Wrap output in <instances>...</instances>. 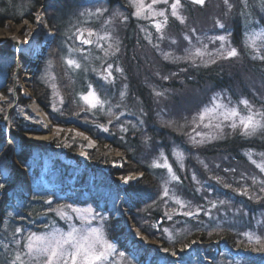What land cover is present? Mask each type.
Returning <instances> with one entry per match:
<instances>
[{
    "label": "trees",
    "instance_id": "1",
    "mask_svg": "<svg viewBox=\"0 0 264 264\" xmlns=\"http://www.w3.org/2000/svg\"><path fill=\"white\" fill-rule=\"evenodd\" d=\"M132 1L10 0L8 10H3L6 4L0 1V26L9 20L32 22L34 14L43 7L46 23L54 34L46 53L64 100L60 110L52 113L49 89L40 80L45 64L42 56L28 62L33 74V99L48 111L53 123L74 124L96 139L97 148L89 151V158L108 168L105 172L94 167L90 184L86 182L87 188L77 187L84 184V179L89 177L87 173L74 176L71 185L80 192L85 190L86 196L49 193L34 183L27 195L16 192V197L7 201L5 226L0 234V264H8L17 253L15 240L20 238L16 236L25 237L27 231L43 232L50 221L55 222L54 209L63 204L89 205L108 217L105 233L118 247L116 256L119 252L125 253L121 261L158 264L147 253L131 255L121 249L124 247L121 227L113 218L110 198L120 192L130 219L142 233L160 243V251L167 248L169 253H177L185 251L188 248L185 245H195V253L185 264H232L234 257L225 251L199 244L221 239L234 247L249 249L252 255L244 254L247 264H264V252L260 251L264 248V191H261L264 188L261 171L264 130L244 136L227 126L230 121L219 123L222 129L208 128L207 121L213 114L204 116L203 121L199 116L209 106L214 111L218 109L219 102L213 103L218 92L231 100L221 105L236 107L240 115H247L244 105H238L243 99L251 107L264 108V60L252 59L256 49L264 54V0H205L202 5L185 0L180 17L161 20L160 32L154 27V21L131 15ZM97 8L107 11L100 17L80 16L85 10L95 13ZM89 27L95 29L96 39L84 48L75 42L74 35ZM217 36H224L225 40H215ZM204 44L208 45L207 50ZM221 48L223 54L236 48L239 55L224 59ZM198 50L201 55H197ZM70 55L81 63V69H70L65 64ZM13 59L8 43L0 45V81H6L12 74ZM108 63L113 64L110 82L102 78L107 75L104 69ZM116 67L122 71L116 72ZM164 76L169 79L164 80ZM89 84L106 101L103 110L90 109L81 100ZM164 90H167L166 98L155 95ZM28 101L18 94V104ZM8 103L0 111L1 149L4 145L1 122ZM121 125L128 131L122 132ZM105 127L107 132L103 131ZM104 145L107 146L104 148ZM75 150L74 146L70 147V154ZM116 152L125 161L120 160L121 166L112 167L111 162L120 159L113 155ZM27 156L24 150L16 152L21 164H25ZM165 161L178 177L176 181L171 180L166 168L152 167ZM33 173L31 181L37 182L40 172L35 169ZM57 173L46 175V179L65 182L66 175H72L66 171ZM127 173H141V177L122 188L108 178V174L124 176ZM225 184L230 187H224ZM165 187L169 190L167 196ZM94 189L96 192L92 193ZM221 200L225 201L223 205ZM201 207L203 211L196 215ZM189 211L194 214L192 217L184 215ZM17 227L22 233L14 239L10 234ZM200 254L208 261H202Z\"/></svg>",
    "mask_w": 264,
    "mask_h": 264
},
{
    "label": "rangeland",
    "instance_id": "2",
    "mask_svg": "<svg viewBox=\"0 0 264 264\" xmlns=\"http://www.w3.org/2000/svg\"><path fill=\"white\" fill-rule=\"evenodd\" d=\"M6 4L4 6L3 10H8L10 7V0L9 1H3ZM192 1V0H190ZM141 0H135L134 2V11L135 7L139 6V3ZM156 2H163L164 7H169L170 6V14H165L166 17L172 16V8L171 4L173 3V0L165 2V0H156ZM155 2V3H156ZM142 3L144 5V13L142 18L148 19L150 17H155L159 15L160 12L162 11H156L155 9V3H153V0H150L149 2H146L142 0ZM151 6V8H149ZM163 7V8H164ZM180 8V6H179ZM178 8V16L180 17V11ZM41 16L43 20H45V16L43 13V7L40 8V11L36 12L33 16V21H22L20 23H14L13 21H6L3 26L0 27H5L7 25H12L14 27H21L24 30L27 29L31 30L32 26L36 22L37 16ZM141 18V19H142ZM165 20V17L163 21ZM163 21L159 20L156 23H162ZM154 23V25L156 24ZM47 27V25H46ZM47 34V39H45V43L43 44V48L40 49V51L37 53L35 57H30L25 55L21 49H20V56L23 57V59L19 60L17 67L15 68V71H12V74L6 81H0V111L3 108V106L8 103V106H10L13 103V100H11V97L9 99L8 95L11 94V84L13 81V76L15 72V84L17 83V80L20 79L22 80V84L16 85V92L18 94H21L23 98L29 99V101L25 104H18V100H16V104L13 108V112L11 115V118L9 120V132L10 136L12 138L11 143L9 144L10 147V152L12 153V159L14 161V166H11L12 170L10 169H4L2 165H0V182H7V187L3 190H0V200L5 199L7 196H11L12 191L19 187L23 192L29 193V191L32 188L31 183L33 182L34 185L40 188H45L47 190L49 189H54L53 191H64L66 195L69 196H86L87 192L85 190H82L81 192L72 186V182L74 179V176L76 175H81L84 173H87L89 177L87 179H84L85 182L82 185H78L77 187L82 188H87L88 184L86 183L87 180L89 181V184L92 180L91 174V169L94 168L95 166L97 168L103 169L105 172L108 171V168L104 164H98L96 165L95 161L89 158V154L87 158L82 157L80 155L81 151H85L89 153L91 149L97 148V141L93 137L89 136L86 134L84 131H82L81 128L77 127L74 124H70L69 126H63L61 124H55L52 122L51 118L49 117L48 111L43 109L38 102H36L33 98V74L31 73V69H28V62L32 63L34 62L35 59L39 56V54L44 58L45 64L41 70L40 74V80L44 83V86L49 89V99L51 103V110L52 113L60 110L63 100H64V95L61 91V89L58 87L57 82H56V77L54 73V68L52 61L49 57H47L46 52H45V46L52 40L53 35H48L49 32L52 33V31L47 27L46 30ZM22 35L24 34L23 32L21 33ZM14 34L7 35L5 37L12 38ZM15 36V35H14ZM34 35H31L29 40H34ZM28 38V37H27ZM16 41L19 39L15 37ZM7 42H3L0 45H3ZM8 46L10 48L11 43L8 42ZM25 61V62H23ZM7 88L3 89V88ZM6 90V94L4 95L3 92ZM17 94V97H18ZM87 92L83 95H86ZM82 95V96H83ZM82 100V99H81ZM216 101L221 104V100L216 98ZM241 106V104H238ZM255 110H258L256 107H252ZM225 109L224 108H219L216 109L215 111L213 108L210 106L203 109L204 116H209V114H213L210 119L207 121L206 127L208 128H214L217 124L221 123L224 121L223 118V113ZM29 117V119H26L25 117ZM47 118V121L42 120L41 118ZM236 121L238 122L239 117L235 118ZM37 121H40L39 123ZM47 126V127H45ZM83 133V136L77 135V133ZM87 137V139H85ZM35 139H40V142L42 144H35L34 141ZM89 141L93 142V145L89 147ZM83 142V143H82ZM75 147V152L73 154H70L69 148L70 147ZM107 145H104V148ZM1 149V148H0ZM18 150H24L26 154H28V159L26 162V166L21 165L15 158V152ZM110 149H108L109 151ZM2 152V151H1ZM107 153V152H105ZM108 154V153H107ZM110 155V154H109ZM115 156H119L120 159H117L116 161L111 162V166L113 167V163L116 162L119 165L121 164L120 160L125 161L124 157L119 152L113 153ZM3 156V154H0V157ZM61 162H64L62 164ZM164 164V163H163ZM37 167L40 169L41 172L44 173H55L58 170L60 171H66V173L72 172V175H66L65 177V182L62 181H56V182H48L46 179H43V177H40L39 180L36 182L31 181V170L34 167ZM119 167V166H117ZM22 172L20 175H16V172ZM14 174L15 179L11 180L9 178L8 174ZM109 175V179H113L114 182L122 188L126 184H124L121 181V177H132L129 181L128 184H133L139 178L141 177V173H127L124 176L121 175ZM18 180H17V178ZM113 176V177H111ZM86 178V177H85ZM41 181V183L39 182ZM43 185V186H42ZM75 185V184H74ZM36 187V188H37ZM8 188V190L5 193V190ZM12 188V189H11ZM50 192V190H49ZM96 190H92V193H95ZM5 193V194H4ZM118 194V195H117ZM114 194L111 198V204L114 207V217L116 220L117 226L121 227V234H120V239L122 240L124 247L121 249L128 250V254L133 255L136 252H140L146 255H150L152 257H155L156 261L158 263L161 262H166L169 264H178L181 259L186 257V253L184 251H179L176 253L175 256L171 255L169 252L165 251H160L159 250V245L156 240L150 239L146 234L142 233L140 229L133 223V221L130 219L129 215L124 209V202L123 199H121V192ZM5 197H4V196ZM71 206V207H69ZM91 208L93 212H96L95 209H93L89 205H59L54 209V216H55V222L52 223L50 221L48 225H55L57 228H61L63 230H67L68 228V222L63 218V216H71L73 219L70 221L71 223H74L77 227L80 226V221L76 219L77 215L79 213L73 212L72 209H79L80 213H84V210ZM1 213V211H0ZM63 214V215H61ZM86 214V213H85ZM60 223H64L66 225L61 226ZM1 225V224H0ZM4 225V223H2ZM93 227H100V223L98 221H94L92 224ZM104 228V226H103ZM3 229V226L1 227V230ZM46 230H50L48 227ZM43 231V232H44ZM28 232V231H27ZM25 232L24 234H29L32 231H29V233ZM41 232V233H43ZM105 232V229H104ZM15 232H13L10 235H13ZM26 235V236H27ZM25 236V237H26ZM106 238L108 239L106 233H105ZM18 238H21L19 236H16ZM112 243L116 249H118L116 243ZM123 246V245H122ZM118 251V250H117ZM239 252V251H236ZM152 254V255H151ZM16 255V254H15ZM14 255V256H15ZM13 256V257H14ZM150 256L148 258H150ZM12 257V258H13ZM117 259H116V258ZM26 261L28 260L27 257L24 258ZM115 259V264H126L124 261L120 260V256L115 253L114 256ZM130 259V258H129ZM11 259L8 260V262ZM132 257V261H133ZM28 264H31V261L28 262ZM38 264V262H37ZM232 264H247V262L244 260H233Z\"/></svg>",
    "mask_w": 264,
    "mask_h": 264
},
{
    "label": "snow or ice",
    "instance_id": "3",
    "mask_svg": "<svg viewBox=\"0 0 264 264\" xmlns=\"http://www.w3.org/2000/svg\"><path fill=\"white\" fill-rule=\"evenodd\" d=\"M156 0H153V3H155ZM167 2V0H165ZM194 4H200L202 5L204 3V0H192ZM227 2V0H226ZM180 6V0H174V2L171 4L172 12L171 15L173 17H178V8ZM151 8V6H149ZM107 10L97 8L95 13L89 12L88 10H85L80 13V16H93L100 17L103 15ZM144 13V5L141 2L139 3V6L135 7V11L131 13V15H135L137 19H141ZM160 16H165L164 12L159 13ZM127 19V17L125 18ZM167 21V17L165 16V22ZM37 25H40L43 23V20L41 17L36 18ZM220 27H223L222 24L217 22ZM157 32H160L162 30V24L156 23L154 25ZM34 32H24V35L31 36L34 35ZM48 35H53V33L49 32ZM89 36L93 35V33L89 32ZM76 39L80 40L83 44H90L91 40L85 39L84 35L81 34L80 36H77ZM101 39H106V37H101ZM185 39L187 40L188 37L185 36ZM215 40L223 42L225 40L224 36H217L215 37ZM214 42V41H210ZM172 43H175V41H172ZM208 45L204 44L203 48L207 50ZM63 50V49H62ZM69 53L72 52V49H68ZM116 51H119V48L117 47ZM220 53L222 55V58L224 59H231L235 58L239 55L236 48H231L226 52V54H223V49H220ZM197 55H201L199 50L197 51ZM209 56L212 55V53H208ZM252 59H260L264 60V54L260 52L259 49H256L252 53ZM65 64L70 69H81L82 65L81 63L75 59L71 58V55L69 58L65 59ZM213 63L215 61H212ZM112 68L113 64L108 63L107 67L104 69V72L107 74L104 78L106 81H111L113 79L112 77ZM116 72H121L122 69L119 67H116ZM172 75H175L173 73ZM164 80L169 79L168 76L163 77ZM101 87H103L101 85ZM155 95L159 98H166L167 97V90L164 91H157L155 92ZM121 97H124V93L121 92ZM81 99L89 106L90 109H97L103 110L105 107L106 101L101 100L100 97L97 96L96 92L92 90V85L89 84L88 91L86 95L81 96ZM216 97H213V103H215ZM230 103V102H229ZM239 104L244 105L245 109L247 110V115H240L236 107L228 108L227 105H221L216 104V108H225V111L223 113V118L225 121H230L228 123V127H230L233 131L239 130L241 135L244 136H251L254 135L258 130H264V108H261L260 110H255L251 107L249 101L247 99H243L239 101ZM118 107V106H117ZM109 112H111V109H109ZM200 120L203 121L204 119V112L199 113ZM239 117V121L237 123L236 119ZM26 119H29V117H25ZM7 119V117H5ZM117 120H119V117H117ZM38 123L40 121H37ZM111 123V121H109ZM140 123H143V121H140ZM47 127V126H45ZM135 127V125H133ZM217 128L222 129V125L217 124ZM103 131L107 132L108 128H104ZM121 131L127 132L128 129L121 125ZM79 136H83V133H77ZM197 135H200V133H197ZM87 139V137H85ZM123 139V137H122ZM195 143H200V141H196ZM93 145L92 141H89V147ZM80 155L82 157L87 158L88 153L85 151H81ZM164 153L161 152V156H163ZM121 166L118 163L114 162L113 167ZM152 167H164L167 169L168 173L170 174V178L172 181H176L178 177L173 174L172 167L169 166L167 161L163 165L160 164H153ZM261 171L264 172V167H261ZM133 179L132 177H121V181L124 184H128L129 181ZM7 187L6 183L0 182V190H3ZM224 187H230V185L225 184ZM261 191H264V188H261ZM169 194V190L167 187L164 189V195L167 196ZM243 194H247V190L244 191ZM46 204H51V201H45ZM176 203H180L179 200L176 201ZM225 201L221 200L220 204L223 205ZM71 207V206H69ZM183 207V205H181ZM213 208L216 207L215 204L212 205ZM73 212L79 213L76 217L80 221V226L77 227L74 223H71L70 221L73 219L71 216H63V218L68 222V228L67 230H63L61 228L55 227V225L48 226L50 230H46L43 233H37V232H31L26 237L21 235L20 239H16L15 243L18 247V251L16 255L11 258V260L8 262V264H28L29 261H31V264H115V253L117 252V249L115 246L109 242V240L105 236L104 232V224L108 220V217L104 216L101 212H93L91 208L84 210V213H80L79 209H72ZM203 211V208L201 207L198 209L196 215H199V212ZM86 213V214H85ZM205 215H209V212L204 211ZM10 215V213H9ZM63 215V214H61ZM185 216L192 217L194 214L192 212H185ZM170 219V217H169ZM94 221H98L100 223V227H93L92 224ZM22 229L20 227H17L15 229L14 239L17 234H21ZM211 235V233H209ZM257 240H259V237H257ZM5 248L8 247V245H4ZM188 245H185V248H187ZM163 251L168 252L167 248H164ZM260 251L264 252V248L260 249ZM124 252H119L120 257H124ZM171 255L175 256L176 252L173 251ZM27 257L28 260L26 261L24 258Z\"/></svg>",
    "mask_w": 264,
    "mask_h": 264
},
{
    "label": "bare ground",
    "instance_id": "4",
    "mask_svg": "<svg viewBox=\"0 0 264 264\" xmlns=\"http://www.w3.org/2000/svg\"><path fill=\"white\" fill-rule=\"evenodd\" d=\"M39 17H41V16H39ZM46 30H47V27H46L44 20H43V23L40 25H37V23L35 22V24L31 28V30L27 29V31H26V29L24 30L21 27H14L12 25H7L5 27H0V38H4L5 36L10 35V33L14 34L15 36L13 35V37L11 39H15V37H17L19 39L17 41L19 49H21V51L25 55L30 56V57H35L37 55V53L40 51V49L43 48L42 46L45 43V39H47V34H46L47 31ZM22 32L23 33L24 32H34L35 33L34 34V36H35L34 40H29L30 36H26L24 34L22 35L21 34ZM39 56H40V54H39ZM19 83L22 84L23 83L22 80L18 79L16 85H18ZM41 119L44 121H47V123H48L47 118L42 117ZM34 143L35 144H40V143L42 144V142H40V139H35ZM7 153H8L7 154L8 155V161L7 162L5 161L6 159L4 156L0 157V165H2L4 169H8L7 167L10 165L15 167L14 161L12 159L13 158L12 153L10 151ZM21 173L22 172H20V171L17 172L18 175ZM18 178H20V175ZM18 178H17V180H18Z\"/></svg>",
    "mask_w": 264,
    "mask_h": 264
},
{
    "label": "water",
    "instance_id": "5",
    "mask_svg": "<svg viewBox=\"0 0 264 264\" xmlns=\"http://www.w3.org/2000/svg\"><path fill=\"white\" fill-rule=\"evenodd\" d=\"M89 32L93 33V35L89 36L88 35ZM81 34L84 35L85 39L91 40V43H92L93 36H94L93 30L80 31V32H78L76 34V37L80 36ZM76 41L81 43L80 40H78V39H76ZM3 42H10L11 43V50L14 52V54L17 57L19 52H20V49L18 47V42L15 39H11V38H8V37L0 38V44L3 43ZM90 44H83V45L87 46V45H90ZM11 91H12V95H13V103L6 109L5 116H4V119H3V122H2V130H3V132H4L6 137H8V135H9V116H10V113L12 112V110H13L15 104H16V100H17V98H16L15 72H14L13 81H12V84H11ZM5 117H7V119H5ZM9 146H10L9 145V140L7 139V145H6L5 150H4V157H5L6 160L8 159V155H7L8 153L7 152H8Z\"/></svg>",
    "mask_w": 264,
    "mask_h": 264
}]
</instances>
